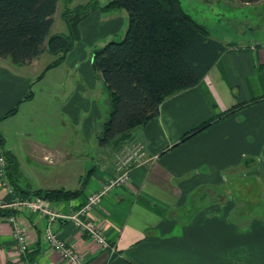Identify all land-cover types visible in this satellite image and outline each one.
<instances>
[{"label":"crops","instance_id":"1","mask_svg":"<svg viewBox=\"0 0 264 264\" xmlns=\"http://www.w3.org/2000/svg\"><path fill=\"white\" fill-rule=\"evenodd\" d=\"M97 1V7L79 24L80 38L62 64L52 67L67 62V66L76 70L75 91L63 92L67 98L63 109L72 110L73 105L86 103L82 95L87 91L84 82L91 87L94 80L103 85L101 75L96 79L92 76V71L95 73L92 44H105L115 32H124L126 28V11L102 9L109 0ZM218 1L231 2L248 11L247 26L251 31L262 26L258 17L264 14V0ZM257 32L241 44L218 38L229 45L198 84L166 97L159 104L156 117L134 128L130 139L113 149L112 162L93 168L80 196L47 201L60 212L75 211L88 194L99 191L107 177L114 175V163L124 148L141 142L145 158L130 169L128 184L110 189L91 212L93 220L103 227L107 240L115 246L113 253L99 248L71 221L55 218L49 223L36 212L14 210L12 215L26 231L28 249L24 254L17 252L13 227L0 215V264H63L43 240L47 226L86 256L84 264H264V214L250 216L247 200L242 202L233 195L235 192L246 195L247 188L226 184L227 178L242 176L243 170L255 162L261 163V168H256L257 174L264 175V31ZM82 42L88 46L83 47ZM38 57L26 65L13 64L27 68L24 73L8 71L11 62L0 58V116L19 101L20 106L31 101L32 96L24 97L35 79ZM66 82L70 87L71 80L67 78ZM254 99L260 100L248 104ZM239 104L243 107L179 143L185 132ZM32 145L33 150L44 147L42 143ZM5 168L13 193H8L0 182V200L27 196L18 189L6 165ZM259 205L263 211L264 202Z\"/></svg>","mask_w":264,"mask_h":264},{"label":"trees","instance_id":"2","mask_svg":"<svg viewBox=\"0 0 264 264\" xmlns=\"http://www.w3.org/2000/svg\"><path fill=\"white\" fill-rule=\"evenodd\" d=\"M238 1L253 3L258 0ZM97 3V0H89L72 9L64 6L60 15L67 32L50 33L57 0H0V58H9L14 65H26L48 52L55 58L38 76L42 77L46 70L63 62L80 38L81 20L97 7ZM122 8L127 12L122 38L109 40L92 52L93 67L100 72L110 98L99 142L110 143L115 148L130 139L134 128L156 117L159 104L166 97L198 84L229 45L213 37L203 23L183 8L181 0H109L102 7L107 10ZM31 96L29 92L24 99ZM19 103L0 119L16 112ZM241 107L243 105L239 104L190 129L179 143ZM2 155L5 162L15 163L9 151H2ZM92 171L90 168L80 175L74 189H18L27 196L31 194L49 202L68 200L82 194ZM13 212L3 209L0 215Z\"/></svg>","mask_w":264,"mask_h":264},{"label":"rangeland","instance_id":"3","mask_svg":"<svg viewBox=\"0 0 264 264\" xmlns=\"http://www.w3.org/2000/svg\"><path fill=\"white\" fill-rule=\"evenodd\" d=\"M87 1L89 0H71L65 3L64 0H57L51 32H67L66 23L60 16L64 6L72 9ZM181 2L183 8L193 18L207 25L213 37L224 38L225 42L232 40L241 44L243 40L258 33L257 31H264V14L258 17L262 26L251 31L247 26L249 12L236 7L234 3L218 0H181ZM122 10L126 11L123 8ZM250 21L252 22L251 19ZM123 34V31L115 32L113 40L119 41ZM103 44L93 43L90 50L93 52ZM81 45L88 46L86 42H82ZM54 58L55 56L48 52L39 55L38 69L33 73L35 79L30 82L26 92V94L32 92L31 101L24 106L18 105L13 117H4L0 120V135L4 140L0 146L2 151H9L15 159L14 164L6 162L7 170L14 183L23 190L45 188L43 186H64L73 189L80 175L88 169L99 168L101 164L108 165L113 160L115 147L110 143L99 142L102 124L107 119L109 108L110 98L107 87L104 82L100 85L95 80L93 87L90 83L84 82L87 91L82 95L86 99L83 102L86 103L73 105L72 110L63 109L64 100H67L63 92L75 91L73 84H75L74 77L77 76L76 70H72L65 62L37 78ZM7 59L10 61L9 58ZM21 67L14 66L11 62L7 70L12 73L27 71V68ZM28 69L31 71V66ZM94 71L97 74L92 71V76L96 79V76H100V72L96 68ZM65 74H68L67 78L71 80L70 87L68 82L64 83L67 79H64ZM33 142L42 143L44 147L33 150ZM44 155H47L45 159ZM256 168L260 169L261 163L255 162L253 166L243 170L242 176L227 178L226 184L229 182L232 188H247L246 195L236 192L233 195L242 202L243 199L247 200L250 216H261V214L263 216L264 210H261L263 207L259 202H264V175L260 173L259 176Z\"/></svg>","mask_w":264,"mask_h":264},{"label":"built area","instance_id":"4","mask_svg":"<svg viewBox=\"0 0 264 264\" xmlns=\"http://www.w3.org/2000/svg\"><path fill=\"white\" fill-rule=\"evenodd\" d=\"M144 158L145 149L141 142L132 143L128 148H124L114 163V175L107 177L103 187L99 191L88 194L80 207L71 213H63L51 208L49 203L40 197L33 195L23 197L14 194L9 200H0V211L3 209L33 211L46 217L49 223L55 218L71 221L81 233L86 234L99 248L113 253L115 246L107 240L103 227L93 220L91 212L110 189L128 184L130 169L141 163ZM5 165V158L0 154V182L5 186L7 192L12 194V187L5 177ZM4 217L13 227L12 235L16 242L17 252L24 254L28 249L29 242L21 221L12 214ZM42 237L46 245L58 254L63 264L85 263L86 256L76 251L67 240L60 238L49 226L43 230Z\"/></svg>","mask_w":264,"mask_h":264}]
</instances>
